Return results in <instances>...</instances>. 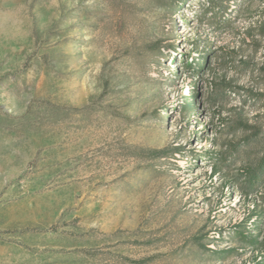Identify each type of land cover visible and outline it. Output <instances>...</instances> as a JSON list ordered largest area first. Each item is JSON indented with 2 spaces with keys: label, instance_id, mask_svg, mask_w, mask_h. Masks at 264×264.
Returning a JSON list of instances; mask_svg holds the SVG:
<instances>
[{
  "label": "rangeland",
  "instance_id": "obj_1",
  "mask_svg": "<svg viewBox=\"0 0 264 264\" xmlns=\"http://www.w3.org/2000/svg\"><path fill=\"white\" fill-rule=\"evenodd\" d=\"M0 264H264V0H0Z\"/></svg>",
  "mask_w": 264,
  "mask_h": 264
},
{
  "label": "trees",
  "instance_id": "obj_2",
  "mask_svg": "<svg viewBox=\"0 0 264 264\" xmlns=\"http://www.w3.org/2000/svg\"><path fill=\"white\" fill-rule=\"evenodd\" d=\"M191 102H185L182 105V110L184 112L190 111L191 110ZM140 153H142L147 159L152 160V159H161L164 158L167 155L166 150H150V149H140ZM243 228H246V223L242 225ZM203 250H207L206 246H202ZM212 252V251H211ZM218 255V253H215Z\"/></svg>",
  "mask_w": 264,
  "mask_h": 264
}]
</instances>
